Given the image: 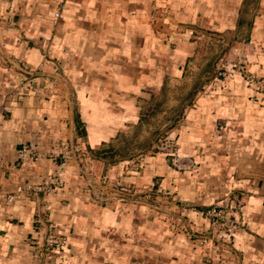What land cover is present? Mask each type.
Segmentation results:
<instances>
[{
    "label": "crops",
    "instance_id": "1",
    "mask_svg": "<svg viewBox=\"0 0 264 264\" xmlns=\"http://www.w3.org/2000/svg\"><path fill=\"white\" fill-rule=\"evenodd\" d=\"M50 1L47 5V0H37L29 14L19 13L17 26H2L0 31L3 36L23 34L33 44L26 38L19 41V35L9 46L29 66L31 82L23 84L21 75L11 70L0 82V264H33L32 253L39 250L37 244L43 245L47 210L70 247L44 264H60L62 258L63 264H264V144L254 136L264 135V96L253 102L247 89L234 84L230 93L218 89L198 95L176 129L178 152L187 160L184 164L196 165V178L187 173L179 177L168 168L163 181L170 198H178L176 220L183 229L209 228L202 211L217 204L221 192L237 189L245 195L233 216L242 227L234 233L230 249L212 247L206 255L209 263L181 228L174 232L169 228L170 218L156 232L143 208L132 216L120 212L118 202H113L118 208L114 209L102 207L99 199L90 201L87 184L93 180L88 172L84 178L66 168L65 185L49 203L38 199L35 186L63 165L60 158H51L58 155L60 144L83 140L94 149L109 141L124 124L135 123L139 98L151 100L152 94L141 92L143 85L149 92L160 89L152 73L140 75L136 68L149 65L148 53L157 44L156 3L164 5L158 11L173 13L186 23L202 18L200 24L211 23L219 31L247 26L251 38L264 36V0H67L68 8L57 22L52 18L55 3ZM9 8L10 3H0L1 22L18 13ZM262 50L258 63L264 66ZM260 71L264 75V67ZM69 83L78 105L67 99ZM238 130L251 138L249 147L235 142ZM24 146L36 157H21ZM234 162L237 172L232 177Z\"/></svg>",
    "mask_w": 264,
    "mask_h": 264
},
{
    "label": "rangeland",
    "instance_id": "2",
    "mask_svg": "<svg viewBox=\"0 0 264 264\" xmlns=\"http://www.w3.org/2000/svg\"><path fill=\"white\" fill-rule=\"evenodd\" d=\"M2 1L10 3L9 10L14 9L18 13L10 15L13 19L9 17L10 19H7L6 22H1L2 18H0V31L2 26L11 29L17 26V23L20 22L19 13L26 10L29 14L31 10H34V4L37 2V0H0V3ZM50 2L47 0L46 4L50 5ZM221 2L222 0H219V3ZM53 3H55V11L52 18L57 22L69 4L67 0H53ZM255 3V1L251 3V8L254 7ZM43 6L46 7V5ZM155 7L157 12L156 19L153 21L155 28L153 37L157 44H153L150 48L151 54L148 53L149 65L136 68L140 70V75L142 71L148 77L152 73L154 81L158 79L160 89L149 92L148 87L144 84L141 92L152 94V97L149 101L143 98L137 100L136 108L139 110V114L133 120L135 123L124 124V127L118 130L115 137H111L109 141L96 146L94 149L86 145L83 140L78 142L82 150L81 164L77 160L75 163L77 165L68 163L61 168L59 167L58 170H66V168L77 170L84 178L88 176V172L92 176V178L90 177L91 180H93L92 183L87 184L88 190L95 197L94 199L93 196L89 195L90 201L99 202L97 201L98 195H103L102 207L108 206L118 209L113 206V202L116 203L119 199V201H123V203H117L121 205L120 212L123 211V213L132 216L136 213L140 215L143 211L141 208H143L145 212L143 214L150 216L155 222L156 232H161L162 222H166L170 218L171 220L168 221L169 228L173 232L179 231L181 228L194 244L197 243L200 247V253L204 254V261L209 263L207 260H210V257L206 255L213 249L212 247H217L221 251L222 249H230L233 244L234 233L242 227L233 221V216L242 208L244 203H242V199L245 195L237 189L229 193L221 192L219 202L209 207L207 205L206 209L202 211L203 218H206L210 223L209 228L197 231L188 226L183 229L176 220V217H179L176 212L178 198L175 195L170 198L167 188L163 186V181L167 177L165 169H171L174 174L176 171L179 177L187 173L191 177L190 179L196 178L193 175L196 165L191 167L189 164H184L188 162L180 155L181 152H178L180 144L178 143L179 137L176 136V129L183 124L186 119L184 111L192 105V100H195L198 95L208 94L209 90L218 91V89L230 93V86L234 84L232 87L247 89L250 92L249 99L253 102H257L258 96H264V75L260 71V69L263 70L264 66L258 63L259 53H263L264 36L258 35L250 38L247 26L240 27L237 31H219V29L211 27V23L200 24L199 21L202 22V18L199 21L197 19L195 22L186 23L179 21V18L173 13L158 11L164 9V5L161 3H156ZM7 33L3 36L0 32V41L7 42L6 45L0 44V82L4 78L2 74L9 70L14 71L16 76L20 74L23 84H26V81L31 82L32 71L29 66H25L24 62L16 57L14 50L9 47L10 41H15L20 33L17 36ZM22 38L26 37L21 34L19 41ZM25 40L30 46L33 45L27 38ZM245 54L248 58L243 59ZM107 59L110 61V58ZM122 68L126 70L127 66L124 65ZM20 69H23L25 74ZM82 76L85 75L82 74ZM17 81H19L18 78L16 83ZM69 87L70 94L67 99L75 105L80 104L70 83ZM258 134L254 135L256 138L261 137L257 143L264 144V135L259 136ZM234 136L238 137L235 142H239L240 145L245 147L251 145V138L246 137L243 130L242 132L239 130L234 132ZM63 147L64 143L60 144V148L63 149ZM254 148L252 146V149ZM62 149L58 150L59 155L51 158H60L61 163L64 164L66 155L61 153ZM96 161L98 165L93 164ZM116 165L122 166L116 170ZM236 167L237 164L234 162L232 177L236 175ZM229 168L231 171V166ZM92 172L96 176L92 175ZM62 173L64 175V171ZM171 178L172 184H175L176 177L172 176ZM113 181L122 183L124 194H119V196L112 194L109 185ZM45 182L46 179L41 184L35 185L40 187L36 194L38 193V199L42 202L49 203V200L58 194L62 188L55 191L51 190L48 186L45 187ZM226 182V179L222 182L224 184L223 189L227 188ZM108 199L112 203L106 201ZM130 207L132 208L130 209ZM46 213L48 214L44 222L45 226L42 227L44 235L42 234L41 237L45 236L48 225L52 224L56 227V235H53V238L55 236L57 242L53 248L49 247V250H45L47 249L46 246L42 247L41 243L40 245L37 244L39 250L32 253L33 264H44L46 259L50 260L58 251H61V256H63V250L70 247L66 238L60 234V226L55 225L50 220L48 210ZM39 239H41L40 236ZM63 261H65L64 258L59 263L63 264Z\"/></svg>",
    "mask_w": 264,
    "mask_h": 264
},
{
    "label": "built area",
    "instance_id": "3",
    "mask_svg": "<svg viewBox=\"0 0 264 264\" xmlns=\"http://www.w3.org/2000/svg\"><path fill=\"white\" fill-rule=\"evenodd\" d=\"M22 81H23V79H22ZM26 82H29V81H26ZM61 153H64L66 156L75 157L76 162H77V160H79V163L82 161V150H81V147L79 146L78 143H74L71 146L64 144V147H63ZM20 155H21V157H26V156L33 157V158L36 157V153L34 152V150L31 147H27V146H24L22 148V150L20 151ZM81 166H83V165H81ZM80 171H81V168H80ZM47 178H48V182H47ZM47 178H46V182L44 185H45V187L48 186L51 190L55 191L57 189L63 188L65 185L64 176H62L59 171H56V173L48 176ZM37 189L39 190L40 187H38ZM109 189H111V192L116 196H119V194H124L123 185L119 181L111 182V184L109 185ZM103 197L104 196L98 195L97 199L102 200ZM9 201H10V199H9ZM118 202H123V201H119V199H118ZM234 204H235V202H234ZM213 211H215V210H213ZM55 229H56V227L54 225H52V224L48 225L47 233L45 234V236L43 237V240H42V243H43L42 247L46 246V248H47L45 250H49V247L53 248L54 244L57 242V239H55V236L53 238V235H56Z\"/></svg>",
    "mask_w": 264,
    "mask_h": 264
},
{
    "label": "bare ground",
    "instance_id": "4",
    "mask_svg": "<svg viewBox=\"0 0 264 264\" xmlns=\"http://www.w3.org/2000/svg\"><path fill=\"white\" fill-rule=\"evenodd\" d=\"M235 53V52H234ZM243 63V62H242ZM250 79V78H249ZM253 79V78H252ZM264 88V87H263ZM69 142V141H68ZM73 144V143H72ZM61 149V148H60ZM162 152V151H161ZM167 153V152H166ZM172 153V152H171ZM165 154V153H164ZM173 154V153H172ZM75 161V162H74ZM176 162V161H175ZM68 163H73V164H75L76 163V158L75 157H73V156H66L65 157V162H64V164L62 165V166H64V165H67ZM75 165H77V164H75ZM176 165V164H175ZM61 166V167H62ZM87 166V165H86ZM178 166V165H177ZM60 167V168H61ZM141 169V168H140ZM64 170H60L59 172L61 173V175L63 176V172ZM140 171V170H139ZM112 174V173H111ZM81 175V174H80ZM95 175V174H94ZM117 176V175H116ZM110 179V178H109ZM113 179V178H112ZM121 179V178H120ZM47 182H48V178H47ZM101 188V187H100ZM40 190V189H39ZM38 191V190H37ZM43 191V190H42ZM104 191V190H103ZM101 193V192H100ZM103 193H105V192H103ZM108 194V193H107ZM110 194V193H109ZM113 194V193H112ZM111 195V194H110ZM44 196V195H43ZM93 196V195H92ZM103 196V195H102ZM107 196V195H106ZM110 198V197H109ZM95 199V198H94ZM98 201V200H97ZM110 202V201H109ZM47 203V202H46ZM117 203V202H116ZM108 205V204H107ZM115 205V204H114ZM46 213V212H45ZM202 213V212H201ZM44 214V213H43ZM47 215V214H46ZM210 224V223H209ZM215 224V223H214ZM213 224V225H214ZM56 225V224H55ZM216 225V224H215ZM45 226V225H44ZM214 228V227H213ZM65 237V236H64ZM66 238V237H65ZM63 240V239H62ZM204 242H205V240H204ZM214 242V241H213ZM66 243V242H65ZM66 246V245H65ZM52 252V251H51ZM64 252V251H63ZM54 253V252H53ZM50 255V254H49ZM51 256H52V254H51ZM54 257V256H53ZM51 259V258H50ZM54 261H55V259H54ZM61 261V260H60ZM59 261V262H60ZM50 263V262H49Z\"/></svg>",
    "mask_w": 264,
    "mask_h": 264
}]
</instances>
